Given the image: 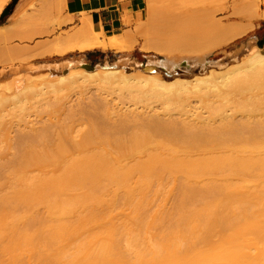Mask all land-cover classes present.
<instances>
[{
  "label": "bare ground",
  "instance_id": "1",
  "mask_svg": "<svg viewBox=\"0 0 264 264\" xmlns=\"http://www.w3.org/2000/svg\"><path fill=\"white\" fill-rule=\"evenodd\" d=\"M7 1L0 0V13ZM154 1L145 0V14L135 18L140 29L136 32L106 36L95 31L84 16L79 27L39 44L34 50L26 52L20 48V51L10 49L3 53L4 58L13 57L14 60L15 57L16 60L20 56L23 59L63 56L96 48L125 52L135 47L137 36L145 29L151 38L143 39L140 50L156 54L158 58L139 68V72L136 71L138 77L132 75L135 70L130 67L126 69L129 75L122 74V67L99 71L82 65V70L68 67L65 74L49 70L46 76L30 78L34 80L27 79L23 85H17L9 97L0 100V177L4 180L0 178L3 182L0 191L1 187L9 189L0 193V257H3L0 264H7L4 255L8 251H15L18 256L32 254L33 257L40 252L51 260H63V264H264V94H247L245 86L255 81L264 82V41L259 42L252 55L251 67L238 75L229 78L226 75L221 80L219 74L209 70L202 76L208 61L199 59L201 68L193 79L179 78L168 82L169 75H179L182 71L180 60L186 62L185 71L189 67L187 57L177 60L174 55L179 51V54L187 52V49H179L193 46L191 41L196 32L190 35L189 23L195 24L191 20L198 21V17L202 19L208 15L204 4L210 0H159L161 4L162 1L163 4L179 2L180 7L175 3L172 6L159 3L158 9L153 5L158 0ZM173 6L183 8L179 16L173 15ZM255 17L264 19V11ZM62 20L61 23L58 21L59 25L69 21ZM233 26L237 25H218L214 31L219 33V38L218 35L211 38L209 32V40L204 41L205 36H200L204 45H200V49L194 45L199 54L221 47L223 44L218 45L219 40L225 45V38L240 36L247 29ZM10 36V29L0 26V43ZM193 42L200 44L198 40ZM131 76L132 81L135 80L133 76L137 77L135 82H130ZM93 82L104 89L116 82L123 84L127 93L146 96L145 102L149 97L158 98L155 101L161 99L166 109H171L170 106L177 102L175 107L181 112L174 111L178 115L176 119L171 111L166 113L167 118L162 116L161 119L160 115L156 118V114L155 117L149 115L150 118L140 117L141 112L137 115L132 112L134 110L130 114L120 111L122 114L118 117L116 111L114 114L104 111V115L101 113L97 117V113L91 119L92 113L84 108L72 110L65 106L67 95L62 90L67 94ZM43 96H47V100ZM49 96L54 98L48 99ZM129 96L133 98L131 94ZM171 99L177 101L171 104ZM190 99L198 101L200 105L195 108L200 111L187 115L188 110L186 112L184 108L192 102ZM28 100L33 101L30 109L24 107L30 104ZM10 102L20 105L17 122L25 123L26 118L32 113L37 114L35 109L40 108L42 113L48 114L45 115L49 124L42 122L43 126L38 129V126L36 129L29 127L11 137V128L18 124L3 120ZM89 107L94 109L92 104ZM45 115L39 112L37 116ZM235 115L240 119L237 120ZM149 192L162 195V200L167 198H163L165 193L168 198L173 195L170 192L177 193V201L171 205L173 209L168 205L171 213L164 212L167 208L157 195L160 198L156 199L162 202L155 203L156 209L158 206L163 212L152 216L151 211V218L143 217L151 202L147 200ZM154 198L150 200L156 202ZM38 207H44L45 214L36 222L54 233L50 238L56 245L78 234L79 227L88 224L101 225L98 233L122 236L128 244L121 249L108 240L95 243L93 236L78 245L45 249L42 244L48 240L32 239L24 228L29 217L37 215L31 211ZM116 207L128 211V217L120 225H130L135 230L114 229L117 221L111 213ZM19 210L20 213L8 215ZM156 226L160 227L159 231H155L153 237L148 236ZM214 238H219L218 245L210 248L196 245L200 240L208 243ZM129 257L132 261H127Z\"/></svg>",
  "mask_w": 264,
  "mask_h": 264
},
{
  "label": "rangeland",
  "instance_id": "2",
  "mask_svg": "<svg viewBox=\"0 0 264 264\" xmlns=\"http://www.w3.org/2000/svg\"><path fill=\"white\" fill-rule=\"evenodd\" d=\"M57 1H58V3H57ZM60 1L62 2V0H55V1L54 0H8L7 3L4 5L2 12L0 13V26H4V25L7 26L8 29H10V31L12 32V36H10L11 38L9 37L7 39L8 41L6 40L5 42H3V44H2V42L0 43V100L3 98L9 97L11 90H15L17 85H20V84L23 85L24 83H26L27 79H30V78L36 79L37 77H41V76L43 77V75L46 76L47 73L50 71H57V72H60V74H61V72H63L65 74L67 72L68 67H70V70H82V65H86V66L88 65L91 68H93V70L96 69L99 71L104 70V69H109V68L110 69H112V68L117 69V68L122 67V74H124V75H127V74L129 75V73L126 72V69L128 67H130L131 70H135L134 72H132V75H136V74L138 75L139 68H141L143 65L147 64L151 60H155L158 58V56L156 54L145 53V52H142V50H140L141 45L144 42L143 39L146 40L148 37L151 38L150 32L148 34L147 31L145 32V29H142L144 27L141 28L142 29L140 32L141 35L137 36L135 47L130 51L118 52V51L109 50V49H98V50H95L94 52H91V53L86 52V51L85 52L75 51L72 53L70 52V53L63 55V56H45V57H39L38 56V58L36 56V57H34L35 59L34 58L31 59L32 56H30V58L26 57V59H23L22 56H20V59H19V57L17 56L18 58L17 57L16 58L18 60L17 59L15 60V57H14V60H12L13 57H11L12 59L11 58L10 59L4 58L3 53L6 50H10V49L19 50L21 48L20 50H23L26 52L31 51V50H34V48L36 46H38L39 44L50 42L55 37L62 35V34H65L66 32H71L73 30L74 27L68 28V25H67L68 22H64V24L62 23L60 25L58 23V21L61 23L63 21L62 19H65V21L67 19H70V16H68L66 13H64V9L60 8V5H61ZM142 1H143L142 10L136 14L134 19L130 20L126 24V26H127L126 31H130L133 33V32H136V30H140V29H138V25L135 21L136 20L135 18L137 17V15L143 16L145 14L146 2H145V0H142ZM155 1H154V3H155ZM177 1H180V0H177ZM243 2H245L247 4H245ZM159 3H160V1L158 0V1H156L155 4H153V3L152 4L154 6L156 5V9H158L157 7L161 6L163 4V1H162V4L160 3L161 5H159ZM174 3L178 4V6L180 7L179 2L178 3L174 2ZM174 3L173 4L169 3V4L172 6V5H174ZM206 3H208V4H206ZM206 3L204 4V6L206 5L205 9L207 10L208 15H206V17L204 16L202 19H201V17H198V19H197L198 21H196V19L191 20V21L195 22V24L196 23L197 24L195 26V24L190 21L191 22V23H189L190 27L188 26V29H187L189 32H191V34L190 33L189 34L192 36L196 32V34H195L196 38L194 35L193 39L198 40L200 42V44L197 43V45H196V43L193 42L194 41L193 40V41H191L193 43V46L190 44V46H188L189 49L187 47L185 49H179L182 51L187 49V52H185V53L183 52V53L179 54V52H180L179 51L178 54H177V52H175L176 53L175 55L173 54L174 58H175V56H177L175 58L177 60H180L182 58L187 57V59L189 61L188 62L189 67L185 71L184 65L186 62L180 60L181 62L179 61V64H180L179 68L182 71L180 72L179 75H173V74L169 75L168 82H173L174 80L179 79V78H181L183 80H191V78L193 79L194 76L199 74V71L201 68V64L199 62L202 60L208 61V63L205 66L206 69L203 71L204 74H202V76H205V74L207 75L209 70L212 73L214 71L215 73L219 74L218 76L222 77L221 80L222 79L224 80L227 77L226 75H228V78H229V76L231 77L232 75H238L239 72L245 71L251 67L252 62L250 59H251L252 55L254 54V52L256 51V48H258L259 42L263 43V41H264V30H258L257 29V25L258 24L261 25L263 20L260 18L256 19V17H255V14H258V13L260 14L264 11V10H262L264 8V0H223V1L222 0H215V2H214V0H210V2L208 1ZM251 3H252V5H251ZM157 4H158V6H157ZM164 4L167 5L168 3L165 2ZM169 4H168V6H169ZM245 5H247V6H245ZM175 6H173L172 9H175ZM194 6H197V4H194ZM206 7H208V8H206ZM201 8H203V7H201ZM209 8L212 9L213 11L210 10ZM246 8H248V9H246ZM170 10H171V8H170ZM176 10L178 11V13L176 12ZM239 10H240V12H239ZM248 10H250V11L248 12ZM174 11L177 14L174 13L173 15L179 16L180 15L179 13L180 12L182 13L183 8L179 9L177 7ZM241 13H242V15H241ZM231 14H233L232 18H230ZM239 14H240V16H239ZM246 14H247V16H246ZM252 15L254 18L252 17ZM10 16H12L13 18L12 17L10 18ZM199 18H200V20H199ZM205 18H206V20H205ZM11 19H12V21H11ZM60 19H61V21H60ZM215 23H217L219 26L220 25H222V26H228L229 25L232 27V25H237V26H233V27H237V28L238 27L239 28L244 27V29L246 27L247 29H245L244 34L242 33V35L240 34V36L237 35L235 38L231 37L232 39L229 37L225 38L226 39L225 45H224V41L220 42V40H219L218 45L223 44V45H220L221 47H219V46H217L216 48L213 47L210 50H206L202 53L200 52V54H199V50H198L199 46L204 45V44H201L203 41V38H201L200 36H202V37L205 36L204 41H206V38L209 35V33H210L209 36L213 39L215 37H217V35L219 34L218 32H216L218 25L217 24L215 25ZM213 25L215 27H213ZM192 26L194 29L192 28ZM214 29L216 31H214ZM196 30L198 31V33ZM192 32H194V33H192ZM204 32H206V34H204ZM199 33H201V34L198 36ZM213 33H215L216 35L215 34L213 35ZM212 35H213V37H212ZM211 38H207V40H209ZM218 38H219V35H218ZM200 39H202V40H200ZM227 39H230V40H227ZM194 45L198 48H195ZM191 52H193V53H191ZM194 52H196V53H194ZM188 53L192 57L189 56ZM196 54H198V55H196ZM181 55H182V57H181ZM24 58H25V56H24ZM192 59L194 61H192ZM196 59H198V61H196ZM199 59H200V61H199ZM226 69H228V70H226ZM224 70L227 72H225ZM136 71H138V72H136ZM229 71L231 73H229ZM220 73H222V75H220ZM223 75H224V78H223ZM136 76H133V77H135L134 78L135 80L138 77V76L137 77ZM34 79H30V80H34ZM132 79L133 78L131 76L130 82H135V80L132 81ZM218 79H219L218 81H220V78H218ZM97 85L98 84L94 83V82L90 83V84H83L82 85L83 87L79 86L78 89L75 88L70 93L69 92L67 93V91H66L67 94H65V92H64L65 90H62L63 94L67 95V99L65 100V102H66L65 106H67V108H71L72 110H80L81 108H84V110H87L89 113L90 112L92 113V114L90 113L91 119L93 117L95 118L97 113H98L97 117L99 115H101V113H102V115H104V111H108V112L111 111L113 114L116 111L117 112V113H115L116 117H118V115H120L122 113L128 114V112H129V114H130V113L134 112L137 115L142 114V116H140V117L146 116V118H148V117L150 118V116L155 117V114H156V118L158 117V115H160L161 117L163 116L164 118H167L168 115H166V113H169L170 111L172 112V114L174 113L175 110H176L175 113L181 112V110L179 108H177V106L175 107L177 100L171 99V102H170L171 104H172V102H174V103L176 102V103H175V105L170 106L171 109H166L163 106L164 104L162 103L163 101L161 102V99H159L160 101L159 100L155 101L154 99H158V98H156V97L152 98L151 97L152 99H150V97L147 96V97H149L150 100L146 99V102H145L144 99L146 98V96H144L145 98H142L143 96L141 93H139L140 96L137 95L136 92H135V95H134V92L133 93H127L128 90L125 89L124 87H122L123 84L121 86L120 84H117V82H116L113 85H111V87L113 86L112 88L107 87L109 90L107 88L104 89L103 87L99 88ZM245 86L247 89V91H246L247 94H251V95L264 94V82L255 81L253 83L246 84ZM112 89H114V90H112ZM106 90H108V91H106ZM110 91H112V92H110ZM62 92H61V94H62ZM111 93H112V95H111ZM68 94H70V95H68ZM113 94L115 97L113 96ZM120 94H121V96H120ZM127 94H128V96H127ZM129 94H131L133 96V98L136 97V99H134V100H137V98L139 100V98H140L139 102H138V100L137 101L132 100L133 98H131L129 96ZM45 95L48 96V93H46ZM50 95L53 96L52 93ZM47 96H43L42 98L45 97L44 99L47 100V98H46ZM122 96H123V98H122ZM50 97L51 96H49L48 99H50ZM53 98L54 97H51V100ZM103 98H105L106 101H102V100H104ZM193 100L190 99V101H192V102H188L189 106L188 107L186 106V108H184L185 111L188 110L187 115L194 114V113H192V111L195 113L200 111V108H195V107H198V104H199L198 101L196 100L197 102H195V99H193ZM133 101L135 102L134 104H132ZM32 102L33 101H31V102L29 101L30 106L27 105L28 103L26 105L24 104L25 105L24 107L27 106L26 108L30 109ZM25 103H26V101H25ZM91 104H92V107H94V109L89 107V106H91ZM135 104H136V106H135ZM87 105H89V106H87ZM78 106H79V108H78ZM115 106H117V108ZM35 107H37V105ZM144 107H146V108H144ZM190 107H192L191 110H189ZM199 107H201V106H199ZM33 108H31L32 111H33ZM19 109H20V105L18 103L15 104L13 102L11 104V102H10V106L6 109L5 115L3 116L4 117L3 120H5L6 122H10V123L12 122L16 125L18 124L14 128H11V130H12L11 137L15 136L17 131H19V130L24 129V131L25 130L27 131L30 129L29 127H34L36 129L37 126H38L37 129H38L45 124L44 122H46L47 125L49 124L48 123L49 121L46 118V116L48 114L46 112L42 113L41 112L42 109H40V108H38V110L35 109L37 111V114L36 113H32V115L30 114V117L26 118L25 123L17 122L20 119L19 118L20 117ZM127 109H128V111H127ZM195 109H198V110H195ZM99 110H102L103 112H99ZM132 110H134V111H132ZM189 111H191V112H189ZM39 112L41 113V115H45V114H47V115L41 116V117L37 116V115H39ZM140 112H141V114H140ZM228 112H230V111H228ZM175 113L172 115V117L174 119L178 118L177 117L178 115ZM228 114H230V113H228ZM115 115H112L113 118H115ZM160 116L158 118H160ZM163 117L161 119H163ZM235 117L237 120L240 119L239 115H235ZM1 121L2 120H0V124H1ZM27 121L30 123H28ZM39 121H41V122H39ZM42 122H43V125H42ZM38 124H40V125H38ZM27 128H29V129H27ZM0 178L2 179V181H4L2 177H0ZM1 179H0V183L2 184L3 182H1ZM6 190L9 191V189H7V187H1L0 193H3V191H6ZM149 193H151V192H149ZM149 193H147V194L149 195ZM170 193L173 194L170 196L171 198H168L169 197L168 193L167 194L165 193L166 195L164 194L163 198L167 197V198H164L166 200H162V195L157 194L158 196L160 195L161 198L160 197L159 198L162 201H164L163 206H165V209L167 208L169 210L168 211L166 209V210H164V212L166 211L168 213H171L170 209H173L172 206H174L175 205L174 202L177 201L175 199V197H178L177 193H174V192H170ZM152 194H153V192L150 195L152 197L154 196L155 197V198L153 197L154 199H156V197L158 198V196L155 193L153 195ZM150 195H149V198L147 197L148 198L147 200L154 203L155 206L153 204H151V202H150V204H148V206H147L148 209L145 210V212H147V213H144L143 217L147 216L148 218H151L152 216H154V214H156V212L158 213L161 211L160 209H158V206L156 209L155 203L160 204V202H162V201L160 200V202H159V200H158L159 198H158V199H156V202H154V200L153 201L150 200V199H153V198H151ZM168 205H170V207H172V208H170ZM156 210H158V211H156ZM44 211H45L44 207L43 208L38 207L37 209L32 210L31 213H33L34 215L37 214V215H35L36 218L35 217H29L30 221L25 224L26 226L24 228H27L28 234H30L32 236V239H35V240L47 239L48 243L42 244L45 249L49 250L52 247H57V246H61L64 248L67 245H70V246L78 245L80 243L88 242V238L89 237L92 238L93 236H95V239L93 240V242H95V243H102L103 241L108 240L110 244H114L116 247H120L121 249H122V247L125 248L126 244H128L127 239L122 237V236H119V235L109 236L107 234L98 233L99 230L102 228L101 225H90V224H88V225H83V226L79 227L80 232L78 234H76V235H74L68 239H64L61 242V245H60V243H59V245H56L55 242H52L51 241L52 239L50 238V236L53 235L54 233H51L50 230L46 229L45 226L36 222V219H40L43 217V215L45 214ZM20 212H21L20 210L19 211H13V212L8 213V215H10L11 213L16 214V213H20ZM150 212H151V214H153L152 216H150ZM153 212H155V213H153ZM161 212H163V210ZM111 214L116 218L115 220L117 221V222L115 221L116 227H114V229L121 230V229L125 228L127 230H135V227H133V226H130V225L121 226L120 225L121 221L128 217V211L121 210V209L116 207V209L114 211H112ZM38 216H39V218H38ZM33 220H35V221H33ZM145 221H148V220L146 219ZM158 228H160V227H157V226L154 227V229L150 231V233H149L150 235L148 234V236L153 237V235L156 234L155 231H159ZM217 239H219V238L211 239V240H209L208 243H203V241L200 240L196 243V245L199 248H210L214 245L219 244V243H217V241H218ZM8 241H10V240L8 239ZM33 244L35 245V243H33ZM232 244L237 245V246L244 245V243H232ZM254 244H258V243H254ZM10 245H11V243H10ZM126 253H128L129 255H131V254L134 255V252L132 253V251H131V254H130V252H126ZM126 253H125V256H126ZM129 255H127V257ZM39 256H42V258H39ZM131 257H129V260H127L126 258H124V259H126L127 261H130ZM2 258L3 257H0V263L2 261ZM132 258H133L132 260H134L135 255ZM4 259L6 260L7 264H10V263L11 264H63V260H60V261L51 260L49 257L43 255L40 252L37 253L36 257H33L32 254H26L23 256H18L15 251L10 252V253L8 251V254L4 255Z\"/></svg>",
  "mask_w": 264,
  "mask_h": 264
},
{
  "label": "crops",
  "instance_id": "3",
  "mask_svg": "<svg viewBox=\"0 0 264 264\" xmlns=\"http://www.w3.org/2000/svg\"><path fill=\"white\" fill-rule=\"evenodd\" d=\"M62 2L61 8L70 16L67 21L68 28L79 27L81 25L79 21L85 16L95 31L106 36L119 35L126 31V24L142 10L143 4L142 0H62ZM262 20L261 25H257L258 30H264V19ZM98 49L86 52L91 53Z\"/></svg>",
  "mask_w": 264,
  "mask_h": 264
}]
</instances>
